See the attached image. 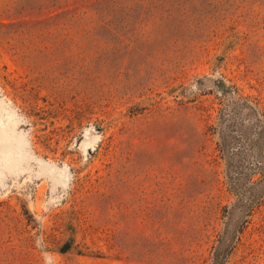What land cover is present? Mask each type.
<instances>
[{"label": "rangeland", "instance_id": "obj_1", "mask_svg": "<svg viewBox=\"0 0 264 264\" xmlns=\"http://www.w3.org/2000/svg\"><path fill=\"white\" fill-rule=\"evenodd\" d=\"M242 101L264 0H0V264H264Z\"/></svg>", "mask_w": 264, "mask_h": 264}, {"label": "trees", "instance_id": "obj_2", "mask_svg": "<svg viewBox=\"0 0 264 264\" xmlns=\"http://www.w3.org/2000/svg\"><path fill=\"white\" fill-rule=\"evenodd\" d=\"M233 110L236 113L230 114L233 118V125H230L232 129L222 131L221 150L227 158L228 175L232 181H235L239 180V170L243 167L241 158L245 154H248L251 159L250 166H255L260 170H264V119L260 118L257 109L251 105L249 106L248 103L244 104V101H242L239 109ZM243 110L246 111V114H244L245 116L237 120V115L242 113ZM244 123H247V129L243 130L239 128V125ZM232 188H234V190L237 189L235 185ZM236 194L238 195L239 192ZM229 248L230 242L226 249L228 250ZM216 264H220L218 258H216Z\"/></svg>", "mask_w": 264, "mask_h": 264}]
</instances>
